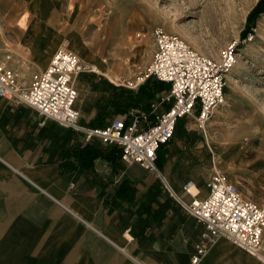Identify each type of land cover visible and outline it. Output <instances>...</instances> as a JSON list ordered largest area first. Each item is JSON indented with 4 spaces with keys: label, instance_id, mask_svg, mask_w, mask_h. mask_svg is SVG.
Segmentation results:
<instances>
[{
    "label": "crops",
    "instance_id": "obj_1",
    "mask_svg": "<svg viewBox=\"0 0 264 264\" xmlns=\"http://www.w3.org/2000/svg\"><path fill=\"white\" fill-rule=\"evenodd\" d=\"M31 1L0 0V60L26 82L45 68L61 37L59 9L53 8L51 21V12L48 18L43 16L40 3L36 10ZM107 42L104 55L110 54ZM108 65L103 75L82 73L75 82L83 90L86 75L107 79ZM111 68L119 80L131 78L121 63H112ZM153 83L156 87L142 94L149 101L146 109H138L135 101L130 114L114 115L100 124L91 122L99 118L97 94L86 91L89 111L81 114L78 97L75 103L79 122L102 126L118 117L130 124L134 116L151 112L152 104L157 112L164 111L168 104L161 99L167 83L148 78L137 87H127L139 92L141 86L152 88ZM236 97L232 93L224 106ZM224 114L221 106L213 118ZM40 121L33 109L0 97V264H194L191 259L198 244L204 254L195 264H264L225 237L203 240V225L169 196L154 173L138 163L122 162L117 146L85 141L81 132ZM193 126V121L185 120L182 136L197 131ZM237 132L238 137L233 131L226 136L211 133V143L225 149L226 161L238 154L244 132ZM175 134L163 145L169 146L165 157L158 149V168L181 195L182 184L190 178L203 194L213 172L203 166L206 174L199 181L202 171L196 172L185 141ZM217 161L221 162L220 156ZM228 180L235 178L228 175ZM262 246L264 252V231Z\"/></svg>",
    "mask_w": 264,
    "mask_h": 264
},
{
    "label": "rangeland",
    "instance_id": "obj_2",
    "mask_svg": "<svg viewBox=\"0 0 264 264\" xmlns=\"http://www.w3.org/2000/svg\"><path fill=\"white\" fill-rule=\"evenodd\" d=\"M27 1V0H26ZM259 0H32L36 10L42 6L43 16L54 19L53 8H57L59 44L66 43L75 54L86 57L88 62L102 59L120 64L125 74L135 79L149 63L153 42L150 32L159 27L165 32L182 39L192 50L204 56L218 58L224 51L229 52L232 65L225 70V93L237 97L228 106H223L224 117L212 118L214 124L207 130V140L197 130H190L182 136L184 120L178 122L175 137L185 141L191 152L189 158L195 160L196 172H201L199 181L208 169L221 171L239 182L245 196L257 202L264 201V11L254 19L246 34V19ZM187 33L196 41H190ZM108 41V42H107ZM110 54L105 53L104 46ZM123 51V52H122ZM96 52V53H93ZM52 55V54H51ZM124 59H127L124 60ZM125 61L128 64H125ZM86 62V61H85ZM100 63V62H99ZM135 68V72H134ZM134 72V74H133ZM227 75L232 78L227 82ZM109 77V76H108ZM79 91L81 114L88 112V98L85 92L94 90L97 94L96 106L99 118L93 124L105 122L114 115L130 114L134 102L138 109H146L149 101L138 90L125 85H117L104 76L86 75ZM118 82V81H117ZM116 83V82H115ZM140 120V128L147 122ZM193 128H196L194 125ZM241 131V143L234 159L226 161L225 149L212 142V134L221 135ZM251 133V134H248ZM185 134V132H184ZM224 136V137H225ZM227 139V138H226ZM168 147L161 145L163 157ZM256 149V150H255ZM251 151H255L252 153ZM237 154V157L235 156ZM218 156L221 162L217 161ZM229 162V163H227ZM233 166L229 168V166ZM215 167V169H214ZM213 174H211L212 176ZM230 181V180H229ZM254 184H252L251 183ZM261 181V182H260ZM262 183V186L260 185ZM261 186L257 187V186Z\"/></svg>",
    "mask_w": 264,
    "mask_h": 264
},
{
    "label": "built area",
    "instance_id": "obj_3",
    "mask_svg": "<svg viewBox=\"0 0 264 264\" xmlns=\"http://www.w3.org/2000/svg\"><path fill=\"white\" fill-rule=\"evenodd\" d=\"M150 36V61L127 84L137 87L148 78L167 83L168 91L161 102L168 107L162 112H157V105L152 104L151 112L134 116L130 124L118 117L102 126L81 124L75 105L76 78L82 73H100L95 64L81 61L66 43L54 50L45 68L33 73L28 82L0 60V97L33 109L40 116L41 125L50 120L81 132L85 141L96 139L117 146L122 162L138 163L154 173L169 196L203 225V240L225 237L264 262V201L245 196L239 182H230L221 171L214 172L205 183L203 194L194 179H187L181 186V195L157 165L158 149L174 136L179 121H193L203 136L213 112L225 99V70L232 65L229 52L224 51L218 58L201 55L159 27L153 28ZM147 119L140 128V120ZM196 252L191 259L194 264L204 254V248L198 244Z\"/></svg>",
    "mask_w": 264,
    "mask_h": 264
},
{
    "label": "bare ground",
    "instance_id": "obj_4",
    "mask_svg": "<svg viewBox=\"0 0 264 264\" xmlns=\"http://www.w3.org/2000/svg\"><path fill=\"white\" fill-rule=\"evenodd\" d=\"M187 36H188V38H189V40L190 41H193L194 39L190 36V34L189 33H187ZM195 41V40H194ZM196 42V41H195ZM81 61H83V62H88V59L86 58V57H81ZM88 63H90V62H88ZM93 64H95L96 65V67H97V70L99 71V73H101L102 75L104 74V69H105V67L108 65V61L106 60V59H102L101 61H100V63L98 62H93ZM105 74L107 75V76H109V77H107V79L108 80H110L109 78H111L112 80H114V81H116V84L117 83H119V84H124L125 82H127V81H131V78L130 79H123V81H121V80H119V77H117V73L115 72V70L114 69H112L111 68V65H108V67H107V70L105 71ZM227 82L228 83H230L231 81H232V78L229 76V75H227ZM119 80V81H118ZM111 81V80H110ZM118 81V82H117ZM75 84H76V82H75ZM76 86V85H75ZM77 92H78V98H79V91L77 90ZM226 97H227V95H226V93H225V99H224V102H223V104L222 105H220L214 112H213V114H212V117L210 118V120H209V122H208V124H207V126L205 127V129L202 131V134H203V138L205 139V142H206V140H207V133H206V131H207V129H209V123H210V121H211V119L213 118V115H214V113L221 107V106H224V105H226L227 103H226ZM233 97V96H232ZM229 101V100H228ZM46 122V121H45ZM44 122V123H45ZM60 126H62L61 124H59ZM207 143V142H206ZM208 144V143H207ZM209 145V144H208ZM210 146V145H209ZM218 172V171H217Z\"/></svg>",
    "mask_w": 264,
    "mask_h": 264
},
{
    "label": "trees",
    "instance_id": "obj_5",
    "mask_svg": "<svg viewBox=\"0 0 264 264\" xmlns=\"http://www.w3.org/2000/svg\"><path fill=\"white\" fill-rule=\"evenodd\" d=\"M264 11V0H259L258 3L256 4V6L249 12L247 19H246V28L245 30L242 32V35L244 36L247 32V30L249 29L250 26H252L254 24V19L256 18V16ZM163 83V82H162ZM156 83L152 84V88H147L145 85L141 86L139 88V92L140 94H145V92L153 90L156 86ZM105 156L108 159H112L111 155L109 154H105Z\"/></svg>",
    "mask_w": 264,
    "mask_h": 264
}]
</instances>
